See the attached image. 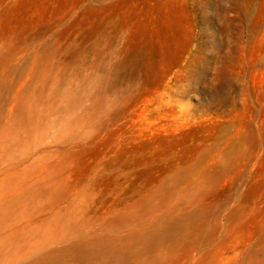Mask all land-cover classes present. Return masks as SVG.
<instances>
[{"label":"rangeland","instance_id":"obj_1","mask_svg":"<svg viewBox=\"0 0 264 264\" xmlns=\"http://www.w3.org/2000/svg\"><path fill=\"white\" fill-rule=\"evenodd\" d=\"M0 264H264V0H0Z\"/></svg>","mask_w":264,"mask_h":264}]
</instances>
